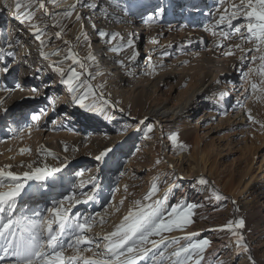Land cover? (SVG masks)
Instances as JSON below:
<instances>
[{"label": "rangeland", "instance_id": "374dc122", "mask_svg": "<svg viewBox=\"0 0 264 264\" xmlns=\"http://www.w3.org/2000/svg\"><path fill=\"white\" fill-rule=\"evenodd\" d=\"M79 1L81 0L76 2L75 8L80 6L78 10H82L85 6L81 7ZM82 1L83 3L86 1V4L99 5V7L105 6L111 16H118V12L133 18H138V15L151 14L153 18H151L148 25L158 26L155 30H151L149 41L156 38L155 34L160 32L159 18L163 13H167L169 5L168 0H154V2L151 0L144 7H141L142 5L136 0ZM206 1L203 0V2ZM239 4L240 0H224L217 7L218 11L216 13L224 12L229 15L232 7ZM176 9L171 7L174 14ZM24 10L22 9V11ZM33 11L35 12L34 22L43 29L40 36L44 43L47 41L46 44L53 47L58 46L59 41L63 38L71 40L72 45L75 46V52L79 54L80 59L87 66L86 70L80 69L79 65H72L71 67L80 74L81 79L87 82L94 93L87 95L83 103L88 106L94 104L95 108L93 110L97 115H101L104 119L111 118V122L115 123L117 128L119 127V135L123 139L106 158L103 168H105L104 171L107 176L101 182L103 188L96 190L87 203L86 210H89L88 213L91 214L88 218L94 217L95 222L98 218L100 221L101 219L104 221L100 227L101 233L103 235L110 234L121 224L130 210L139 211V208L136 207L137 202L141 206L147 207V205H154L157 200H163L161 210L165 213L172 207L194 205L195 207L189 213L190 226L183 231L165 232L163 236L150 237V243L144 245L148 249L144 258H141L138 253L126 255L134 256L136 264H174L177 260L174 255L175 251L206 239L210 241V244L203 253L193 254L192 259L187 264H195L197 259H200V264H238L241 261L246 263V259L252 261L250 264H264V195L255 199L249 193L238 194V189L243 185L240 184L241 179H239L243 172H247L248 168L252 167V172L243 178L244 185L251 180V177L254 178V184L257 185L261 180L260 173L263 171L259 167L260 162H264V127H262L264 125V83H261L264 77L260 75V66L264 62L258 58L253 61V53L251 52L245 57L233 42L231 46L232 54H225L218 58L222 63L221 70L225 71L227 75L218 77V85L214 92L205 96L202 101H197V107H192L190 112L185 115L184 132H178V128L172 125L167 130H162L161 133L159 127L155 128L152 125L150 118L145 119L146 122L137 131L133 132L135 117H133L132 111L126 108L124 111L115 112L114 108H108L102 101L105 95L101 91L104 88L102 77L106 76L108 65L101 59L98 63L89 64L86 59L89 54L93 55L95 47L94 34L87 23L83 22L81 29H77L75 25L79 20L77 21V16H75L72 9L68 10L73 12L69 18H65L62 11H57V15L54 14L55 12L48 11L50 16H44L43 10L35 6ZM15 17L14 0H0V47H12L10 54L4 55L1 66L4 69L7 68V70L11 67L15 68L8 76L7 73L5 74L6 79L3 81L9 83V95L0 99V101H3L0 103V168L24 164L26 161L35 158V151L41 145L54 144L58 140L72 142L83 135L86 136L89 131V129L85 131L87 125L83 120L80 122L77 120L76 124L62 118L64 114L79 113V108L85 110L80 106L79 99H74L76 100V108L73 109V112H70L68 106L72 104L75 93H78L80 97L85 94L87 88L82 87L73 93H69L68 89H63V86L59 83L60 86L55 88L56 90L45 88L43 95L39 96L40 90L34 93L31 89L26 88L29 83L24 84L21 81L20 65L23 60V63L26 64L25 59L29 60V69H33L36 65L37 67H44L43 70L36 71V79L31 76L37 82L35 85L32 84L35 89H39V81L43 79L45 81V78H47L45 76L48 75L53 79V76L58 74L50 70L47 62L39 61L38 55L44 43L42 44L32 34L35 29L28 22L21 23ZM216 17L217 15L214 16V19ZM232 23L238 26L245 22L241 18ZM225 24L227 28V22ZM8 28L14 31V36L10 42H7L9 39L5 37ZM57 32L61 33L60 39L56 38ZM78 36L80 37L79 41L77 40ZM85 36L87 40L84 39ZM166 38L167 35L162 39L163 44L167 43ZM162 40L159 45L162 44ZM141 43L142 50L147 46L148 41L145 42V38H143ZM255 46V44L245 41L242 47L248 50ZM260 47L264 49V45ZM198 52V57L183 62L180 61L181 54L180 56L177 54L175 58L171 56L166 61H152L150 74L153 77L149 74L147 76L151 78L145 74L142 75L139 81L142 85H145L154 77L162 76L164 73H170L172 77L169 79V84L163 83L155 93H149L145 99L146 103L156 106L163 103V101L169 104L177 103L183 95L191 92L195 88L200 73L206 71L211 64L209 62L211 56H208V45H205L204 49ZM261 54L264 53H255L257 57ZM0 57H2V52H0ZM134 62L133 67L138 66L137 70L142 67V61L137 59ZM224 65L230 68L231 73L228 69L223 68ZM42 72H48V74L42 76ZM228 74H231V76ZM108 75L111 74L108 73ZM180 76L184 77L183 82L176 83L175 81ZM251 84H256L257 90H253ZM66 87L68 88V85ZM52 91L55 93L52 94ZM24 93L32 98L35 97V99L28 104H24V106L22 103L14 106L15 100L22 97ZM37 93L38 95H35ZM52 95H54V98L59 95V97L62 96L66 99L65 109H55L56 101L52 103V100H50ZM226 96L228 101H225ZM49 102L50 104H48ZM235 103H239L243 107L247 117V121L241 124L238 120L229 117L230 110ZM49 108L52 110L49 111ZM34 115L38 117V120L34 121L32 119ZM148 127L152 128L151 132H147ZM91 132L92 135L100 133L93 130ZM172 136H176L175 141L170 139ZM21 150L25 151L22 153ZM173 158L176 159L174 161L175 168L169 166L167 162V160L170 161ZM240 160L243 164L239 163ZM76 169V165L73 166L69 171L72 172L70 175H73ZM64 173L57 172L55 177L61 180V175ZM231 174H233L232 178L230 177ZM182 175L193 176L191 180L194 186H197L200 200L191 201L188 196H185L187 194L185 190L189 189V186H185ZM200 179H204L208 183L201 185L199 184ZM35 183L36 181L30 182L29 187L20 199L22 202L19 207H22L23 222H26L28 218L27 205L31 200L33 201L32 206L35 205L37 208L44 198L43 203H45V206L43 209L33 211L35 209L32 206L30 209L31 214L29 216L39 222L50 206L53 207L59 201L67 198L72 188L71 185L61 182L63 185L58 189V192H50L48 193L49 196L44 197L48 190L42 192L43 195H35ZM153 185L156 186L157 191L151 199H146ZM262 186L264 187V184ZM29 189L33 190L34 197L30 195ZM242 189L243 187L240 191ZM212 192L223 196L224 199L215 200L211 195ZM114 196L120 197V203L114 204ZM52 197L54 198L51 199ZM50 199L51 202H49ZM121 200L123 203H121ZM183 211L187 212V208L185 207ZM70 215L72 218L79 217L76 212L70 213ZM239 219L245 221V227L242 230L234 228V231L244 236L243 243L247 246L248 252H244L237 247L236 237L229 232L217 231V229L225 227L230 221L234 222ZM70 235H66L64 240L67 241ZM88 236L92 239L94 237L92 232L88 233ZM189 236H191L190 240L187 239ZM213 238L221 245L220 248L214 249L211 256H208L207 251L212 247ZM114 239H118V237ZM152 241L159 243L160 247L156 248L151 243ZM172 241H178V243H171ZM230 241H233L236 247L233 248ZM169 243H171V247L166 246ZM160 252H163V259L160 257ZM223 252H232V254L223 255ZM64 255L68 257L75 255V253L68 250ZM80 255L86 258L92 257L91 252H82ZM121 259H125V257H121ZM256 260L257 262H255Z\"/></svg>", "mask_w": 264, "mask_h": 264}, {"label": "bare ground", "instance_id": "6f19581e", "mask_svg": "<svg viewBox=\"0 0 264 264\" xmlns=\"http://www.w3.org/2000/svg\"><path fill=\"white\" fill-rule=\"evenodd\" d=\"M77 1L78 0H62L59 6L51 2H47L46 10L47 12L49 11L51 13L55 12L54 14H56L57 11L65 12L69 9H72L71 6L75 5ZM136 1L142 5L141 7H144L151 0ZM85 2L83 3L82 0L78 2L79 5H82L81 7L85 6L82 10H78V7L80 6L76 7L74 10L75 16H80V20H77L78 22L75 26L80 30L83 22L87 23L88 27L91 29V32L94 34L93 41L95 42V47L93 56L95 57V63H98L101 59V61H104L108 65V70L105 74L106 76L102 77V84L104 88H102L101 90L105 94L102 101L107 100L108 102L107 104H105V106L110 109L114 108L115 112L124 111L126 110V108L131 110L133 117H135V122L133 123L132 129L133 132L137 131L144 124H141V121L146 122L145 119L149 118L152 120V125L155 128L159 127L161 133L162 130H167L172 125H174L175 128H178V132H184L185 115L190 112V109L192 107H197V101H202L205 96H208L214 92L218 85V77H225V75H227L225 71L221 70L222 63H220L218 58L224 56L229 46H232L233 42L235 43V41H238L239 39V37L236 36H233L231 39H222L218 35L214 36L211 34V32L204 31V28L206 26L213 24L215 21H218L220 15H226L224 12L219 14L216 13L218 11L217 7L221 4L220 0H207L206 2H203V0H168L167 3L169 5L167 13H163L159 18L161 24V26L159 27L160 32L155 34L156 38L153 39L156 41V43H152L153 40L151 39L149 41V36L151 37V30H155V28H157L158 26L157 25L153 27L148 25L151 21L149 18H153L151 14L145 16L138 15V18H133L131 16L129 17L118 12V16H111L107 12L105 6L99 7V5L95 6L86 4ZM152 2H154V0ZM171 7H174L175 9L177 8L175 10V14L174 11H171ZM216 15L217 17L216 19H214V16ZM225 25H221V28H216L214 29V31L219 32L221 31V29H223L224 31L230 32L231 29L228 30ZM6 31L7 36L5 37L6 39H9L7 42H10L12 37L14 36V31H12L11 28H8ZM100 32H104L106 35L101 38L99 35ZM241 32L244 35H247L246 29H241ZM165 35H167V38L165 39L167 43L163 44L164 42L162 39ZM113 36L116 37L115 40L112 39ZM143 38H145V42L148 41V44L144 49L141 50V42ZM129 40L132 41L131 45L128 44ZM161 40L162 44L159 45V42H161ZM65 41H68V44H66ZM46 43H44L38 57L40 59L39 61L47 62L48 65L64 59L67 54L69 44H72L71 40L66 38L60 40L58 46L50 47ZM217 43H219L221 47H217ZM205 45H208V56H211L209 60L211 64L206 71L200 73L195 88L191 92L183 95L177 103L169 104L166 101H163V103L157 106L147 104L145 99L148 94L155 93L158 88L163 85V83L169 84V79H171L172 77V74L164 73L162 76L154 77L145 85H142L139 82L142 78V75L144 76L145 74L147 76L149 74L153 77V75L150 74L152 61H166L169 60V57L171 56H174L175 58L177 54H179V56L181 54V62L186 61L187 59L192 60L194 57H198V51L204 49ZM113 48H120L121 50L117 53L112 51ZM11 50L12 47H0V52H2V57H0V99L6 98L9 95V83H6L7 81H3L4 79H6L5 74L7 73L8 76L15 69L14 67H11L9 70H7V72H5L4 68H2L1 66L4 55H9ZM53 51H60V55L51 56L50 54ZM73 51L75 52L76 50L73 48ZM42 54L48 55L50 58L44 59L42 57ZM132 54L137 57L136 60L138 59V61H142V67H139L140 69L138 70L136 69L138 66L133 67L135 65V62L132 60ZM23 61L20 65L21 81L24 84L29 83L26 88L32 90L34 87L33 85L37 83L33 80L32 77L36 79V71L43 70L44 67L42 68L39 65V67H37L36 65L33 69H29V60L25 59L26 64L23 63ZM173 64L175 65L176 63ZM127 65L129 66L125 67ZM69 66H72V62L70 60H66L65 63L61 65V67L64 69L68 68ZM223 68L228 69V71L231 73L230 68H227V66L224 65ZM50 70L54 72L51 67ZM138 72L141 75H138ZM108 73H110L111 75L109 76ZM45 74H48V72H42V76H44ZM115 75L116 77H114ZM228 75L231 76V74ZM120 76L123 77L121 78ZM150 76L147 77L151 78ZM45 77H47L45 78V81L44 79L39 81L40 87L39 89H37L41 91V93H39V96L43 95L45 88L55 89L60 86L59 83H61L63 89H68L66 87L67 85L62 82V78L59 75H54L53 79L48 75ZM66 78L67 77L65 76L64 79ZM47 79L49 80L46 81ZM122 79H124V81H122ZM183 80L184 77L180 76L175 82H183ZM54 91H52V94L55 93ZM224 92L226 93L227 91L225 90ZM35 95H38V93ZM53 96L54 95L51 96L50 100H52V103L53 101H56L54 106L55 109H65L66 106L64 104L67 103L66 99L62 96L59 97V95H56L55 98ZM76 97H79L78 93H75L72 104L68 106L70 112H73V109L76 108L75 102L77 99L74 100ZM33 99H35V97L32 98L24 93L22 97H20L18 100H15L16 103L14 106H16L17 104L19 105V103H22L24 106V104H28ZM225 101H228L227 96L225 97ZM48 104H50V102ZM235 105V107L233 106L231 108V114L229 115V117L233 118L234 120H238L240 124L244 121H247V117L243 107H241L239 103H235ZM48 110L51 111L52 109L49 108ZM79 110V113H74L71 115L70 113L67 115L64 114L62 115V118L63 120H67L68 122L72 121L76 124L77 120L79 122L82 120L83 122L85 121V125H87L85 126V131L89 129L86 136L83 135L81 136V138H78L72 142L58 140L54 144L41 145V147H39L35 151L36 156L34 159L28 160L24 164L4 166L1 167L0 170H5V172L11 171L13 174H22L25 171L31 170L28 168L29 165L32 166V169L36 167L43 168L45 166L53 169L60 168V172H65L61 175V180L55 177L57 173L56 172L43 181H36V190L34 194L43 195L42 192L48 190L47 193L44 194L45 197L49 196L48 193L50 192H58V189H60V187L63 185L61 184V182L66 183V185H71L72 188L70 189L67 197H74L76 200L81 201L79 203H76L75 206L71 207V213L76 212V215H79L81 220H83L91 215L88 213L89 210H86L87 203L90 200L88 197L91 196L96 190L103 188L101 182L107 176L106 172L104 171L105 168H103L106 158L123 139H121L122 137L119 135V127L117 128L115 126V123L111 122V118L104 119L103 117H101V115H97L94 110L85 111L81 108H79ZM92 130L97 132L99 131L100 133L92 135ZM108 149H111V151L108 152V154L102 161H98L96 157L100 156ZM49 153H51V155H49ZM174 161H176V159L174 158L170 161L167 160L168 165L175 168L176 165H174ZM239 163L243 164L241 160ZM260 163L261 164L259 168L263 169V171L260 173L261 180L259 181V184H254V178L251 177V180L244 185L245 182L243 178L247 174L252 172V167H250L248 168L247 172H243V174L239 178L241 179L240 184H243L244 186L241 185L240 189L242 187L243 189L241 191L240 189H238V194H243L244 192L249 193L250 196H253V198L255 199H258L259 196L264 195V187L262 186V184H264V162L261 161ZM241 164L239 165V167L241 166ZM75 165L77 169L73 175H70L72 172L70 173L69 171ZM81 173H83V175H81ZM182 177V181H184L185 186H189V189L185 190V193H187L185 194V196H188L191 201L200 200L201 197L198 196L197 186L195 187L194 183L191 180L193 176L182 175ZM230 177L232 178L233 174H231ZM30 182L33 181H29L21 195L17 197L16 207L12 213V218L21 221L22 223L24 217H22V207H19L20 203L22 202L20 199L22 198L24 191L29 187ZM4 183L7 184L8 181L6 180ZM6 190L7 189L5 188H0V191ZM32 192L33 190L29 189L30 195L34 197V194H32ZM53 198L54 197H52L51 199ZM113 198H115L114 204L120 203V197L118 198L114 196ZM43 199L42 201H40V205H38L37 208L35 207V205L32 206L33 201L31 200V202L27 205L29 215L31 214V206L35 209H32L33 211H36L37 209H43V207L45 206V203H43ZM51 199L49 202H51ZM50 208L52 207L50 206L48 209ZM29 215L26 222H36L35 219L31 218V216ZM48 215L49 213L47 211L44 216ZM0 219H7V216L0 214ZM100 227L101 223L100 219L98 218L92 230L94 240L100 239L105 236L101 233ZM100 241L102 244L106 243L102 239H100ZM230 244L233 248L236 247L234 246L233 241H230ZM220 245L221 243L215 241V238H213V244L211 245L212 247L207 251V255L211 256V253L214 251V249L220 248ZM222 254L230 255L232 254V252H223ZM245 261L246 263H244V261H241L238 264L252 263V261L249 259H246ZM255 262H257V260ZM0 264H10V262L9 260H5L0 261Z\"/></svg>", "mask_w": 264, "mask_h": 264}, {"label": "snow or ice", "instance_id": "6c2138e0", "mask_svg": "<svg viewBox=\"0 0 264 264\" xmlns=\"http://www.w3.org/2000/svg\"><path fill=\"white\" fill-rule=\"evenodd\" d=\"M47 2L59 6L62 0H26V2L25 0H14L15 18L20 20L21 23L28 22L35 29L32 34L42 44L44 41L41 40L40 33L43 29L39 24L34 22L35 12L33 11V7H38L40 10H43L44 16H49L45 7ZM220 2L223 3L224 0H220ZM71 8L74 11L75 5H72ZM22 9L25 10L22 11ZM72 14V11H65L63 16L69 18ZM241 18L245 23H241L238 26L233 25V21L240 20ZM76 19L80 20V17L77 16ZM149 19L151 20V18ZM225 22H227V28L231 29L230 32L223 29L219 32L214 31L216 28H221V25H224ZM241 29H246L247 35H244ZM204 31L211 32L214 36L218 35L222 39H231L233 36L239 37L238 42H235V47L245 57L251 52L253 53V61L258 58L264 62V54H261L259 57L255 55L257 52L264 53V49L260 47L264 45V0H240V4L234 5L229 15H220L219 20L206 26ZM99 35L103 38L106 34L100 32ZM56 38L60 39L61 33L57 32ZM84 39L87 40V37L85 36ZM112 39L115 40L116 37L113 36ZM77 40H80L79 36ZM245 41L253 43L256 46L245 50L242 47ZM65 43L68 44V41H65ZM152 43H156V41L153 40ZM128 44L131 45L132 41L129 40ZM216 46L221 47L219 43ZM74 47V45L69 44L64 59L49 65V67L62 78L64 84L68 85L69 93H73L82 87L87 88L84 95L75 99H79L82 108H85L86 111H91L95 108V105L88 106L83 101L87 95L94 94L92 89L71 66L66 69L61 67L66 60H70L72 65H79L80 69L86 70L87 66L80 59L79 54L73 51ZM120 50V48L112 49L113 52L117 53ZM231 54L232 49L229 46L226 55ZM50 55L59 56L60 51H53ZM42 57L44 59L50 58L48 55L43 54ZM136 58L133 55L132 60L135 61ZM86 59L89 64L95 62V57L91 54ZM4 71L7 72V68ZM260 75L264 77V63L260 66ZM65 76L67 77L66 79H64ZM261 83H264V80ZM251 88L257 90V85L251 84ZM32 91L35 93L38 90L33 88ZM2 102L0 101V103ZM103 102L104 104L108 103L107 100ZM32 119L36 121L38 117L34 115ZM140 123L143 124L144 121ZM151 131L152 128L148 127L147 132ZM170 139L175 141L176 136H172ZM23 151L25 150H21L22 153ZM110 151L111 149L106 150L100 156H97L96 159L102 161ZM28 168L31 170L25 171L22 174H13L11 171L5 172V170H0V188L7 189L6 191H0V214L7 216V219H0V261L9 260L10 264H136V258L134 256H127L126 254L138 253L141 258H144L148 252V249L144 245L150 243V237L163 236L165 232L183 231L186 227L190 226L191 219L189 213L195 207L194 205L172 207L165 213L161 210V206L164 203L163 200H157L154 205H147V207H143L137 202L136 207L139 208V211L134 212L130 210L114 231L100 238L106 242L102 244L100 239L94 240L88 236V233L92 232L95 225L94 217L83 220L80 217H71V207L81 202L74 197H67L65 200L59 201L52 208L47 209L49 215L41 217L39 222L22 223L13 219L12 213L16 207L17 197L21 195L28 182L43 181L54 173L61 171L60 168L53 169L47 166L32 169V166L29 165ZM6 180L8 181L7 184L4 183ZM207 183L204 179L199 180V184L201 185H206ZM156 191L157 188L153 185L146 199H151ZM211 195L217 201L224 199L223 196L215 192H212ZM88 198L90 199L91 197L89 196ZM185 207L187 208V212L183 211ZM100 223H104L103 219H101ZM244 227L245 221L239 219L234 222L230 221L225 227L217 229V231L229 232L232 236L236 237L237 247L244 252H248L247 246L243 243L244 236L234 231V228L242 230ZM68 234L71 235L65 241L64 237ZM117 237L118 239H114ZM187 239L190 240L191 236L187 237ZM151 243L156 248L160 247V244L155 241ZM171 243H178V241H172ZM171 243L166 246L171 247ZM209 244L210 241L205 239L180 248L174 252V255L177 257L174 264H187L192 259L193 254L203 253ZM68 250L74 252L75 255L66 257L64 253ZM82 252H91L92 257H83L80 255ZM121 257H125V259H121ZM160 257L163 259V252H160ZM195 264H200V259H197Z\"/></svg>", "mask_w": 264, "mask_h": 264}]
</instances>
